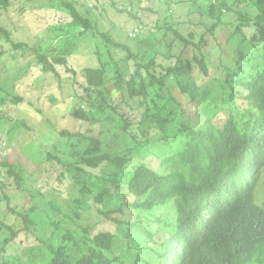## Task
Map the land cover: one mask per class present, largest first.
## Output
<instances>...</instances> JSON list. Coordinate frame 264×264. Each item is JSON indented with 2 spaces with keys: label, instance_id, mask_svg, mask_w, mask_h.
Returning <instances> with one entry per match:
<instances>
[{
  "label": "trees",
  "instance_id": "1",
  "mask_svg": "<svg viewBox=\"0 0 264 264\" xmlns=\"http://www.w3.org/2000/svg\"><path fill=\"white\" fill-rule=\"evenodd\" d=\"M14 1L0 0V40L11 52L33 49L41 72L58 74L68 55L16 42L1 23ZM59 1L71 21L68 28L51 26L46 46L66 37L70 55L90 33L107 44L96 51L98 65L83 68L84 82L74 84L81 90L74 100L79 106L71 103L68 110L82 124L79 131L64 130L61 149L43 150L61 169L58 180L72 213L47 212L36 220L30 208L19 213L21 228L0 217V257L31 229L45 252L32 249L0 264H264V207L257 203L264 174V0H216L193 14L202 32L159 27L136 38L138 52L93 26L73 0ZM229 15L234 20L227 21ZM211 39L218 58L208 51ZM113 48L126 55L117 59ZM9 93L0 88L1 104ZM98 127L94 138L89 133ZM23 183L20 170L0 160V204L16 211L3 191H25ZM95 211L113 231L93 230ZM118 230L127 231L125 240L136 251L127 259L115 254Z\"/></svg>",
  "mask_w": 264,
  "mask_h": 264
},
{
  "label": "rangeland",
  "instance_id": "2",
  "mask_svg": "<svg viewBox=\"0 0 264 264\" xmlns=\"http://www.w3.org/2000/svg\"><path fill=\"white\" fill-rule=\"evenodd\" d=\"M70 1L72 0H68ZM73 1L75 7L91 20L93 26L108 33L117 43L130 46L132 51L138 52L135 49V44L138 42L136 38H145L152 34L151 32L158 31L159 27L168 30V27L172 26L173 30H179L183 34L193 32L195 29L202 32V29L192 24L199 18V15L193 16V14L201 7L209 8L216 0H198L200 5H193L183 0ZM202 20H206V16L202 17ZM226 20L232 21L234 18L229 15ZM70 21V12L59 0H15L4 12V20L1 21L13 32L16 42H27L30 47L36 46L37 50L42 51L41 53L48 52L55 57L68 55L67 67L59 66L58 74L49 72L44 75L41 67L38 66L36 51L30 48L31 50L11 52V46L4 39L0 40V52L3 53L0 57V88L2 91L7 89L10 91L3 99L4 104H1L0 100V160L20 170L24 177L22 190H25L21 191L11 186L3 191L11 200V208L16 211L10 210L4 202L5 205L0 204V217H4L3 222H9L14 227H22L19 213L30 211V208H36L31 210L36 220L39 217H46L47 212L55 211L59 217L72 213L70 203L63 195L67 188L58 180L61 169L47 160L43 150H53L54 146L61 149L57 144L64 143L65 138L62 136L64 130L71 133L79 131L82 124L77 123L68 110L71 103L74 107L79 106L74 100H77L76 92L81 90L74 84L75 81L84 82L83 68L88 65H98L96 51H106L107 44L101 36L90 33L80 39L70 55L65 52L66 48L63 46L66 37L62 44L55 37L51 44L46 46L47 36L54 32L51 26L66 24L68 28ZM166 33L171 40L173 31L169 30ZM227 33L226 30L219 32V40L223 41ZM163 34L162 32L159 36ZM160 42L157 40L156 44L159 45ZM140 48L145 52L144 47L140 46ZM160 49L166 51L164 47ZM208 51L215 58L219 57L220 50L215 46L214 39H211V47ZM112 52L117 59L119 54L126 55L124 51L115 48ZM106 57L107 54L104 58ZM162 62L166 65L170 63L164 58ZM30 63H34L30 71L25 72L27 74L20 73L21 67ZM61 79L63 80L60 81ZM86 128L90 130V125L86 124ZM92 130L89 134L94 138L100 136L102 131L99 127ZM63 150H67L65 155L69 154V146ZM51 202H54L56 207L52 208ZM257 203L264 207V174L257 191ZM57 208L63 213H59ZM90 221L93 230H114V226L109 227V224L102 223L104 219L97 211L90 215ZM43 223L47 222L43 221ZM20 235L18 244L0 259L10 262L17 259V254L28 253L32 249L37 254L45 255V252L41 251L34 229L22 231ZM127 235V231L118 230L115 247V254L126 259L129 254L136 253L129 248L125 240Z\"/></svg>",
  "mask_w": 264,
  "mask_h": 264
}]
</instances>
